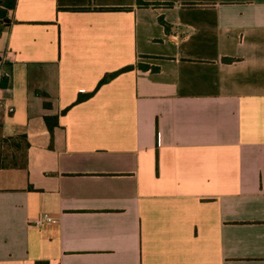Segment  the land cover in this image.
Masks as SVG:
<instances>
[{
    "label": "crops",
    "instance_id": "1",
    "mask_svg": "<svg viewBox=\"0 0 264 264\" xmlns=\"http://www.w3.org/2000/svg\"><path fill=\"white\" fill-rule=\"evenodd\" d=\"M7 20L0 148L27 165L0 169V264H264V0H17Z\"/></svg>",
    "mask_w": 264,
    "mask_h": 264
},
{
    "label": "trees",
    "instance_id": "2",
    "mask_svg": "<svg viewBox=\"0 0 264 264\" xmlns=\"http://www.w3.org/2000/svg\"><path fill=\"white\" fill-rule=\"evenodd\" d=\"M16 4H17V0H0V23L1 24H5L8 25L9 22L7 20V14L10 10H14L16 8ZM139 5L144 6V7H150V6H158V4H149V3H140ZM169 5V4H167ZM102 11L106 10V9H100ZM124 9H111L109 11H121ZM160 23L167 29L169 30V26L168 24L164 21L163 18L160 19ZM225 62H230L232 61L231 59H224ZM135 69H140L143 71H147L149 69H151L149 66H145V65H135V66H127L125 68L120 69L117 72L111 73V74H107L99 83L98 87L96 88V90L92 93H88V94H80L76 104L78 103H82L84 101H87L88 99H90L91 97H93V95L98 91L99 88H101L103 85L111 82L112 80H114L116 77H118L119 75L135 70ZM152 70H156L155 68H152ZM45 106L48 107L49 103H45ZM24 140L23 142H19L18 146L22 145H26L28 146L27 140H26V136L22 137ZM21 140V139H20ZM5 142V141H4ZM18 151V150H17ZM24 156L22 154H14L12 156H10L11 159H7L8 155L6 154L5 151L2 150V148H0V169L1 168H7V167H20V168H25L27 165V160L26 161H21V159ZM38 264H48L47 262L44 263H38Z\"/></svg>",
    "mask_w": 264,
    "mask_h": 264
},
{
    "label": "built area",
    "instance_id": "3",
    "mask_svg": "<svg viewBox=\"0 0 264 264\" xmlns=\"http://www.w3.org/2000/svg\"><path fill=\"white\" fill-rule=\"evenodd\" d=\"M55 223V219L52 218L49 215L46 214H42L41 216H39L37 219H35L34 221L31 222V225L37 227V228H41L45 225H51Z\"/></svg>",
    "mask_w": 264,
    "mask_h": 264
}]
</instances>
